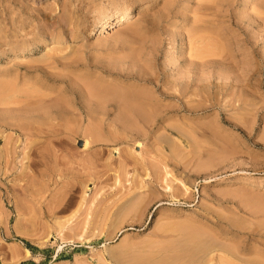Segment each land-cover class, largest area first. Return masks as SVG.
Returning a JSON list of instances; mask_svg holds the SVG:
<instances>
[{
  "label": "rangeland",
  "instance_id": "obj_1",
  "mask_svg": "<svg viewBox=\"0 0 264 264\" xmlns=\"http://www.w3.org/2000/svg\"><path fill=\"white\" fill-rule=\"evenodd\" d=\"M129 1L0 0V264L264 258V0Z\"/></svg>",
  "mask_w": 264,
  "mask_h": 264
},
{
  "label": "bare ground",
  "instance_id": "obj_2",
  "mask_svg": "<svg viewBox=\"0 0 264 264\" xmlns=\"http://www.w3.org/2000/svg\"><path fill=\"white\" fill-rule=\"evenodd\" d=\"M139 1H141V0H132L131 2L129 1V2H130V3H128L129 5H126V6H120V7H121V10H122V13H121L122 16H121L119 19L116 20V25H124V24H125L124 21H126V19H127L128 6H131L133 3H135V2H139ZM208 1H209V0H208ZM208 1H207V2H208ZM214 1H215V0H214ZM214 1H213V2H214ZM216 1H217V0H216ZM216 1H215V2H216ZM219 1H221V0H219ZM211 2H212V1H211ZM208 3H209V2H208ZM144 4H145V3H144ZM122 5H123V3H122ZM142 5H143V4H142ZM70 14H71V13H70ZM75 14H76V13H75ZM109 21H110V20H109ZM64 23H65V22H64ZM126 24H127V23H126ZM126 24H125V25H126ZM114 25H115V24H114ZM116 25H115V26H116ZM125 25H124V27H125ZM103 29H104V31H105V28H103ZM131 30L133 31L134 29H129V28H128V31H131ZM134 31H135V30H134ZM135 32H136V31H135ZM46 34H47V33H46ZM132 34H133V35H136V33H134V32H132ZM53 36H54V35H53ZM191 39H192V38H191ZM44 41H45V40H44ZM192 41H193V40H192ZM189 42H190V41H189ZM190 44H191V43H190ZM200 44H201V43H199V45H200ZM191 45H192V44H191ZM197 45H198V44H197ZM193 46H194V45H193ZM193 46H192V47H193ZM188 47H189V46H188ZM195 47H196V46H195ZM197 48H198V47H197ZM198 49H199V48H198ZM144 50H145V49H144ZM190 50H191V48H190ZM196 50H197V49H196ZM196 50H195V51H196ZM192 51H193V50H192ZM49 52H51V51H49ZM138 55H139V54H137V55L135 54L136 57H135L134 55H133V56H134V58H137ZM43 56H44V55H43ZM45 56H46V55H45ZM50 56H51V55H50ZM41 57H42V56H41ZM41 57H39V58H41ZM57 57H58V56H57ZM60 57H61V56H60ZM62 57H63V56H62ZM66 57H67V56H66ZM66 57H65V58H66ZM192 57H193V56H192ZM45 58H46V57H45ZM47 58H48V57H47ZM65 58L63 57L62 59H64V61H65ZM71 58H72V57H71ZM138 58H139V57H138ZM36 59H37V58H36ZM42 59H43V58H42ZM62 59H61V60H62ZM191 59H193V58H191ZM31 60H32V59H31ZM33 60H35V59H33ZM68 60H70V59L68 58ZM71 60H73V59H71ZM138 60H139V59H138ZM29 61H30V60H29ZM29 61L27 62L29 65H30V63H33L32 61L29 63ZM35 61H36V63L39 64V62H37L38 60H35ZM35 61H34V62H35ZM41 61H42V60H41ZM46 61H48V62H46ZM46 61H45L46 63H50L51 61H52V63H50V64H44V62H42L43 65H42L41 67L38 66V67H39V70H40L39 72L42 73L43 75H44V74H49L48 71L51 70V69H53V68H52V64H53V66H54V64H55V63H53L54 61H53V60H50L49 58H48V60L46 59ZM62 61H63V60H62ZM142 61H143V60H142ZM73 62H75V61H73ZM40 63H41V62H40ZM142 63H143V62H142ZM196 63H197V62H196ZM185 64H186V62H185ZM31 65H33V64H31ZM55 65H56V64H55ZM64 65H65V64H64ZM137 65H138V64H137ZM141 65H142V64H141ZM186 65H187V64H186ZM27 66H28V65H27ZM35 66H36V65H35ZM146 66H147V65H146ZM189 66H190V65H189ZM195 66H196V65H195ZM142 67H143V65H142ZM187 67H188V66H187ZM145 68H146V67H145ZM60 69H61V68H60ZM60 69H59V70H60ZM251 69H252V68H251ZM57 70H58V69H57ZM53 71H56V70H53ZM62 71H63V70H62ZM62 71H60V72H62ZM68 71H69V70H68ZM49 72H50V71H49ZM65 72H66V71H65ZM14 73H15V72H14ZM54 73H55V72H54ZM15 74H16V73H15ZM52 74H53V73H52ZM55 74H56V73H55ZM150 74H151V73H150ZM190 74H191V73H190ZM190 74H189V75H190ZM37 75H38V74H37ZM56 75H57V74H56ZM65 75H66V74H65ZM189 75H188V76H189ZM192 75H193V74H192ZM7 76H8V75H7ZM10 76H12V75H10ZM69 76H70V75H69ZM69 76H68V77H69ZM196 76H197V75H196ZM196 76H195V77H196ZM71 77H72V76H71ZM75 77H76V76H75ZM75 77H74V78H75ZM4 78H5V77H4ZM69 78H70V77H69ZM74 78H73V79H74ZM76 78H77V77H76ZM192 78H193V77H192ZM58 79H59V78H58ZM12 80H13V79H12ZM47 80H48V79H47ZM69 80H70V79H69ZM71 80H72V79H71ZM71 80H70V81H71ZM76 80H77V79H76ZM150 80H151V82H153V83L155 82V80H153V79H150ZM13 81H14V80H13ZM29 81H30V80H29ZM42 81H43V79H42ZM80 81H82V82H84V83H85V82H88V81H83L82 79H78V82H80ZM179 81H180V80H179ZM248 81H249V80H248ZM15 82H16V81H15ZM4 83H5V82H4ZM36 83H37V82H36ZM74 83H75V81H74ZM89 83H91L89 86H93L92 88H91V87L89 88L88 86L86 87V83L83 84V85H85V86H83L84 88H89V90H88L89 92L83 88V89L85 90V91H84V94H86V95L88 94V95H89V96H88V95H87V96L85 95V96L87 97V99H89L88 97H91V98H92L91 101L95 99V100H94L95 102L98 101V102H96V104H97V103H100V104H102V105H103V104H106L107 102H109L110 99H111V101H115V100H116V102L121 103L120 105H121V107H123L122 111L124 110V112H125L124 115L122 114L123 117H124L123 120H125V118H131V120H132V119L134 120L135 118L138 119L139 117H141V118H139V119H142V118H144V116H146V115H145L146 113L144 114V116H143V114H141V113H144V112H143V111H144V108L146 109L145 104L147 105V101H145V100H147V98L145 97V95H142V94H130V93L120 94V92H119V94H113V93L111 94V90H110V89H109V92H110V93H109V92L107 93L108 90L106 89V87L104 88V89H105V91H104V90H102V89H103L102 87H101L102 89H99L100 87L97 88L98 86H101V85H98V84L96 83V84H97V87L94 88V86H96V84H95V83H92V82H90V81H89ZM199 83H200V82H199ZM246 83H247V82H246ZM246 83H245V84H246ZM248 83H249V82H248ZM9 84H10V82H9ZM14 84H15V83H14ZM31 84H32V82H31ZM45 84H46V83H45ZM81 84H82V83H81ZM190 84H191V83H190ZM10 85H11V84H10ZM15 85H16V84H15ZM29 85H30V84H29ZM188 85H189V82H188ZM205 85H206V84H205ZM209 85H210V84H209ZM1 86H2V85H1ZM27 86H28V85H27ZM34 86H36V85H34ZM37 86H38V84H37ZM48 86H49V85H48ZM80 86H82V85H80ZM173 86L175 87L176 85H173ZM207 86H208V84H207ZM207 86H206V87H207ZM210 86H211V85H210ZM13 87H14V85H13ZM20 87H21V86H20ZM22 87H23V85H22ZM43 87H44V86H43ZM204 87H205V86H204ZM5 88H6V85H5ZM11 88H12V87H11ZM38 88H39V87H38ZM189 88H190V87H189ZM207 88H208V87H207ZM0 89H1V90H0V93H1L2 88H0ZM3 89H4V88H3ZM14 89L16 90V88H13L12 90L14 91ZM33 89H34V87H33ZM36 89H37V87H36ZM36 89H34V90H35V93L37 92ZM164 89H165V88H164ZM186 89H187V88H186ZM4 90H5V89H4ZM8 90H9V89H8ZM8 90H6V91L8 92ZM19 90H20V89H19ZM21 90H22V89H21ZM21 90H20V92H21ZM26 90H27V89H26ZM29 90H30L29 92H31L32 89H29ZM173 90H174V89H173ZM188 90H190V89H188ZM6 91H5V93H6ZM27 91H28V90H27ZM27 91H26V92H27ZM181 91H182V90H181ZM9 92H10V91H9ZM18 92H19V91H18ZM18 92H16V93H18ZM23 92H24V91H23ZM81 92H83L82 89H81ZM86 92H87V93H86ZM174 92H175V91H174ZM3 93H4V91H3ZM16 93H15V94H16ZM21 93H22V92H21ZM21 93H20V94H21ZM137 93H140V92H137ZM143 93H144V92H143ZM179 93H180V92H179ZM181 93H182V92H181ZM184 93H185V92H184ZM186 93L188 94L187 91H186ZM6 94H7V93H6ZM6 94H5V96H7ZM10 94H12V91H11ZM10 94H8V95H10ZM28 94H29V93H28ZM28 94H27V95H28ZM32 94H34V93H32ZM43 94H45V93H43ZM46 94H47V93H46ZM109 94H110V95H109ZM23 95H24V93L22 94V96H23ZM39 95L41 96L42 94H39ZM113 95H114V96H113ZM184 95H185V94H184ZM2 96H3V95H2ZM30 96H32V98H33V95H28L27 98H31ZM34 96H35V95H34ZM45 96H46V95H45ZM51 96H52V95H51ZM180 96H181V94H179V96H178V97L176 96V97H177L178 99H180V98H179ZM208 96H209V94H208ZM9 97H10V96H9ZM24 97H25V96H24ZM46 97H47V96H46ZM46 97L43 98V96H42L41 99H38L39 97L37 98V96H36V102H35V103H37L38 101L42 100V98L45 99ZM61 97H62V96H61ZM184 97H185V96H184ZM3 98H4V97H3ZM12 98H13V97H12ZM32 98H31V100H34V99H32ZM64 98H65V97H64ZM135 98H136V99H135ZM149 98H150V97H149ZM152 98H153V97H152ZM194 98H197V97H194ZM207 98H209V97H207ZM6 99H7V98H6ZM14 99H15V98H14ZM11 100H12V99H11ZM18 100H19V99H18ZM22 100L24 101V99H22ZM26 100H27V99H26ZM26 100H25V103H26ZM29 100H30V99H29ZM29 100H28V101H29ZM37 100H38V101H37ZM56 100H57V99H56ZM56 100H54V101L56 102ZM62 100H63V97H62V99H61V102H63ZM66 100H67V99H66ZM135 100H137V102H136ZM184 100H185V99H184ZM188 100H189V102H188L186 105H188V107H189V106H190V107H193V106H191V104H189V103H190V100H192V99L189 98ZM1 101H2V100H1ZM1 101H0V102H1ZM4 101H5V100H4ZM13 101H14V100H13ZM13 101H10V102H11V104H10L11 106H10V107H12V103H13ZM15 101L18 102V103L21 102L20 100H19L20 102L17 101V99H16ZM42 101H44V100H42ZM42 101H40V102H42ZM46 101H47V100H46ZM46 101L44 102L45 105H46ZM50 101H51V102H50ZM54 101L49 100V103H48V102H47V103H48V105H49L50 103L54 104V103H53ZM57 101L59 102V100H57ZM140 101H141V102H140ZM144 101H145L146 103H143ZM195 101H196V100H195ZM195 101H193V102H195ZM10 102H9V103H10ZM30 102H32V101H30ZM30 102H27V103L30 104ZM61 102H60L59 104H61ZM85 102H86V101H85ZM105 102H106V103H105ZM149 102H150V101H149ZM185 102H186V101H185ZM191 102H192V101H191ZM197 102H198V101H197ZM7 103H8V102H7ZM9 103H8V105H9ZM22 103L24 104V102H22ZM33 103H34V102H33ZM44 103H42V106H41L42 108H44V107H43ZM65 103H66V102H65ZM67 103H68V102H67ZM139 103H141V104H139ZM195 103H196V102H195ZM199 103H200V101H199ZM15 104H16V103H14L13 106H14ZM37 104H38V103H37ZM37 104H36V105H37ZM142 104H144L145 107H143ZM152 104H153V103H152ZM0 105H1V103H0ZM2 105H3V102H2ZM4 105H5V104H4ZM8 105H7V106H8ZM24 105L26 106L27 104H24ZM31 105H32V104H31ZM34 105H35V104H34ZM48 105H47V106H48ZM55 105H56V104H55ZM66 105H67V104H66ZM120 105H119V107H120ZM193 105H194V103H193ZM7 106H4V107H7ZM16 106H17V105H16ZM19 106H20V104L18 105V108H22V107L25 108V106H21V107H19ZM50 106H51V105H50ZM52 106H53V105H52ZM67 106H68V105H67ZM2 107H3V106H2ZM8 107H9V106H8ZM8 107H7V108H8ZM26 107H27V106H26ZM30 107H31V106H30ZM35 107H37V106H35ZM39 107H40V106H39ZM45 107H46V106H45ZM68 107H69V106H68ZM147 107H148V105H147ZM46 108H47V107H46ZM52 108H53V107H52ZM98 108H99V107H98ZM5 109H6V108H4V111H5ZM150 109L152 110L153 108L151 107ZM23 110H24V109H22L21 111H23ZM28 110H29V109H28ZM32 110H35V109H32ZM38 110H39V109H38ZM40 110H42V109H40ZM142 110H143V111H142ZM119 111H120V110H119ZM8 112H9V111H8ZM26 112H27V111H26ZM40 112H41V111H40ZM55 113H57L56 115H60L58 112H55ZM122 113H123V112H122ZM154 113H156V111H155ZM52 114H53V113H52ZM93 115H94V114H93ZM148 115H149V114H148ZM148 115H147V116H148ZM154 115H155V114H154ZM154 115H152V116H153L152 119H153V118H154V119H159V116L157 117V115H155V116H154ZM43 116H44V115H43ZM142 116H143V117H142ZM149 116H150V115H149ZM39 117L42 118V116H39ZM121 117H122V116H121ZM148 118H149V117H148ZM148 118H145V119H148ZM150 118H151V117H150ZM39 119H40V118H39ZM154 119H153V120H154ZM37 120H38V119H37ZM42 120H43V119H42ZM142 120H143V119H142ZM163 120H164V119H163ZM125 121H127V120H125ZM137 121H138V120H137ZM143 121H144V120H143ZM143 121H142V122H143ZM148 121H150V119H149ZM148 121H147V122H148ZM156 121H157V120H156ZM161 121H162V120H161ZM59 122H60V121H59ZM127 122H129V121H127ZM133 122H135V121H133ZM145 122H146V121H145ZM130 123H131V121H130ZM48 124H49V123H48ZM57 124H58V123H57ZM73 124H74V122H73ZM3 125H5V124H3ZM32 125H34V124H32ZM32 125H31V126H32ZM35 125H36V124H35ZM35 125H34V126H35ZM43 125H44V124H43ZM45 125H46V124H45ZM53 125H54V123H53ZM67 125H68V124H67ZM67 125H65V126L67 127ZM34 126H33V127H34ZM47 126H48V125H47ZM49 126H50V125H49ZM70 126H71V125H70ZM70 126H69V127H70ZM76 126H77V125H76ZM128 126H129V125H128ZM130 126H131V125H130ZM39 127H40V126H39ZM85 127H86V126H85ZM48 128H49V127H48ZM22 129H23V128H22ZM27 129H28V128H27ZM31 129H32V128H31ZM34 129H35V128H34ZM49 129H50V128H49ZM68 129H69V128H68ZM24 130H25V129H24ZM32 130H33V129H32ZM32 130H31V131H32ZM38 130H39V128H38ZM38 130H37V132H38ZM43 130H44V129H42V131H43ZM64 130H66V129H64ZM91 130H92V129H91ZM91 130H90V131H91ZM178 130H180V129H178ZM21 131H22V130H21ZM39 131H40V130H39ZM72 131H73V130H72ZM76 131H77V130H76ZM90 131H89V133H90ZM22 132H23V131H22ZM27 132H29V130H27ZM35 132H36V131H35ZM37 132H36V133H37ZM40 132H41V131H40ZM43 132H45V131H43ZM69 132H70V129H69ZM86 132H87V134H88V129L86 130ZM92 132H93V131H92ZM178 132H179V131H178ZM38 133H39V132H38ZM41 133H42V132H41ZM27 134H28V133H27ZM27 134H26V135H27ZM32 134H33V133H32ZM39 134H40V133H39ZM42 134H43V133H42ZM47 134H48V133H47ZM84 134H85V133H84ZM90 134H91V133H90ZM90 134H89V135H90ZM93 134H94V133H93ZM93 134H92V136H93ZM95 135H97V134H95ZM33 136H34V134H33ZM65 136H66V135H65ZM92 136H91V137H92ZM86 137H87V136H86ZM89 137H90V136H89ZM29 138H30V137H29ZM97 138H98V137H97ZM97 138H95V139H97ZM86 139H87V138H86ZM97 140H98V139H97ZM32 142H33V141H32ZM32 142H31L30 145H32ZM89 142H91V141H89ZM89 142H88V140L85 141V144H84V147H83L84 149H87V148H88V146L90 145ZM136 143H137V142H136ZM138 144H139V143H138ZM37 145H38V144H37ZM32 146H33V145H32ZM35 146H36V145H35ZM34 149H35V147H34ZM37 150H38V149H37ZM34 151H35V150H34ZM36 152H37V151H36ZM29 153H30V152H29ZM32 154H33V153H32ZM29 155H30V154H29ZM185 189L187 190L188 188L186 187ZM190 235H191V234H190ZM192 235H193V234H192ZM201 236H202V235H201ZM202 238H204V237H202ZM211 238H212V237H211ZM208 239H209V238H208ZM195 240H196V239H195ZM214 240H215V239H214ZM202 241H203V240H202ZM212 241H213V240H212ZM212 241H211V242H212ZM215 242H216V241H215ZM207 243H208V242H207ZM204 244H205V243H204ZM250 244H251V243H250ZM210 245H211V244H210ZM210 245H209V246H210ZM212 245H215V244H212ZM199 246H200V245H199ZM199 246H197L196 248H198ZM232 246H233V245H232ZM252 246H253V245H252ZM200 247H202V246H200ZM200 247H199V249H200ZM206 247H208V246L205 245L204 248H206ZM210 247L212 248L213 246H210ZM220 247H222V246H220ZM225 247H228V246H225ZM231 248H232V247H231ZM238 248H240V247H238ZM251 248H252V247H251ZM256 248H257V247H256ZM199 249H198V250H199ZM209 249H210V248H209ZM223 249H224V250H227V249H225V248H223ZM232 249H233V248H232ZM236 249H237V247H236ZM236 249H235V253H236ZM253 249H254V247H253ZM200 250H201V249H200ZM206 250H207V248H206ZM211 250H212V249H211ZM213 250H215L214 247H213ZM229 250H230V249H229ZM237 250H238V249H237ZM251 250H252V249H251ZM254 250H255V249H254ZM202 251H203V250H202ZM209 251H210V250H209ZM218 251H219V250H218ZM261 251H262V250H261ZM261 251H260V252H261ZM182 252H183V251H182ZM190 252H191V251H190ZM190 252H189L188 254H190ZM207 252H208V251H207ZM214 252H215V251H214ZM225 252H226V251H225ZM241 252H242V251H241ZM249 252H250V251H249ZM253 252H254V251H251L250 254L253 253ZM256 252H258V251H256ZM256 252H255V254H256ZM262 252H263V251H262ZM183 253H184V252H183ZM192 253H193V252H192ZM201 253H203V252H201ZM217 253H218V252H217ZM228 253H229V252H228ZM230 253H231V251H230ZM230 253H229V254H230ZM233 253H234V252H233ZM186 254H187V253H186ZM186 254H184V256H185ZM188 254H187V255H188ZM195 254H196V252H195ZM195 254H194V256H192V259H193V257H195ZM221 254H222V253H221ZM231 254H232V253H231ZM237 254H238V252H237ZM243 254H244V253H243ZM259 254H260V253L258 252V255H259ZM262 254H263V253H262ZM262 254H261V255H262ZM178 255H180V254H178ZM182 255H183V254H182ZM190 255H192V254H190ZM190 255H189V256H190ZM210 255H211V254H210ZM232 255H233V254H232ZM238 255H239V254H238ZM246 255H247V254H246ZM246 255H245V256H246ZM256 255H257V254H256ZM206 256H207V255H206ZM211 256H212V255H211ZM245 256H244V257H245ZM251 256H252V254H251ZM253 256H254V255H253ZM177 257H179V256H177ZM185 257H186V256H185ZM185 257H184V258H185ZM187 257H188V256H187ZM199 257H201V256H198V259H199ZM235 257H236V255H235ZM238 257H239V256H238ZM240 257H242V256H240ZM248 257H249V256H246V258H248ZM257 257H258V256H257ZM205 258H206V257H205ZM208 258H209V256H208ZM211 258H212V257H211ZM220 258H221V257H220ZM222 258H223V256H222ZM250 258H251V257H250ZM250 258H248V260H249ZM252 258H255V260L250 259V260H252L251 262H250V260H249V261H246V260L244 261L245 258H243V260H241L240 258H239V259H240L242 262H244L245 264H264V260H263L264 258H263V259H262V258H261V259H258V258H256V256H255V257H252ZM170 259H171V258H170ZM175 259H176V258H175ZM182 259H183V258H182ZM182 259H181V260H182ZM198 259H196V260H198ZM206 259H207V258H206ZM226 259H227V258H226ZM226 259H225V260H226ZM233 259H234V258H233ZM237 259H238V258H237ZM176 260H177V259H176ZM176 260H174V261L176 262ZM183 260H184V259H183ZM199 260H200V259H199ZM202 260H203V259H202ZM223 260H224V259H223ZM229 260H230V259H229ZM189 261H190V260H189ZM203 261H204V260H203ZM203 261H201V262H203ZM209 261H210V260H209ZM210 262H211V261H210ZM228 262H231V261H228ZM228 262H227V263H228ZM206 263H208V262H206ZM220 263H222V261H221ZM225 263H226V262H225ZM231 263H232V262H231ZM170 264H171V263H170ZM174 264H175V263H174ZM198 264H201V263H198ZM204 264H205V262H204ZM208 264H209V263H208ZM228 264H229V263H228ZM232 264H234V263H232ZM236 264H237V263H236Z\"/></svg>",
  "mask_w": 264,
  "mask_h": 264
}]
</instances>
